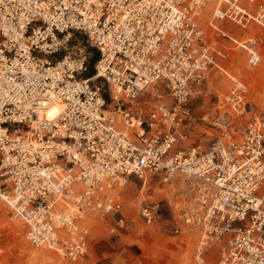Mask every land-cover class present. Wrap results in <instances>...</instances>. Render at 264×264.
<instances>
[{
	"label": "built area",
	"instance_id": "2783aa9c",
	"mask_svg": "<svg viewBox=\"0 0 264 264\" xmlns=\"http://www.w3.org/2000/svg\"><path fill=\"white\" fill-rule=\"evenodd\" d=\"M255 29L264 0H0V197L27 240L84 264L92 216L125 226L118 190L180 178L185 222L202 231L196 264H264V118L224 64L232 49L263 62ZM74 32L100 54L91 77V51H68ZM212 72L232 84L203 117L218 131L203 146L191 99ZM151 90L168 100L135 102ZM52 104L62 110L48 118ZM160 210L151 197L140 216L153 226Z\"/></svg>",
	"mask_w": 264,
	"mask_h": 264
},
{
	"label": "rangeland",
	"instance_id": "374dc122",
	"mask_svg": "<svg viewBox=\"0 0 264 264\" xmlns=\"http://www.w3.org/2000/svg\"><path fill=\"white\" fill-rule=\"evenodd\" d=\"M231 28L236 34L245 32L238 27ZM255 33L264 34V31L255 29ZM221 42L229 44L227 39H222ZM85 48L91 51V65V59L97 50L90 47L83 33L74 32L68 51L75 52ZM231 51V57L224 63L225 67L231 76L242 77L249 83L252 113L264 118V60L258 67L250 68L244 51ZM231 84L232 79L227 74L212 72L191 99L192 111L200 126L196 129V134L203 146L213 137L212 133L218 134L203 117L215 113L219 97L227 93ZM154 92L156 91L151 90L135 102L148 109L159 101L168 100ZM249 117L250 115H244L235 118V124L240 131L245 129ZM149 179L142 192L143 183L135 178L120 191V197L125 204L124 227L117 226L116 216L113 214L94 215L87 221L92 231L91 256L84 264H196L195 250L202 231L199 227L187 225L185 222L183 210L191 201H186L188 198L184 181L177 178L171 183L163 184L159 176ZM151 197L161 200V218L153 226L147 225L140 216L141 207ZM114 226H117L115 231L112 230ZM176 228H180L178 233ZM218 249L217 245L213 246L210 255L216 256ZM0 264L75 263L54 249L32 245L26 238L22 222L0 197Z\"/></svg>",
	"mask_w": 264,
	"mask_h": 264
},
{
	"label": "bare ground",
	"instance_id": "6f19581e",
	"mask_svg": "<svg viewBox=\"0 0 264 264\" xmlns=\"http://www.w3.org/2000/svg\"><path fill=\"white\" fill-rule=\"evenodd\" d=\"M62 107L58 104H52L50 105L45 111L44 114L48 117V118H53L58 116V114L61 112ZM119 192L122 191V188L120 190H118ZM18 219V218H17Z\"/></svg>",
	"mask_w": 264,
	"mask_h": 264
},
{
	"label": "trees",
	"instance_id": "16d2710c",
	"mask_svg": "<svg viewBox=\"0 0 264 264\" xmlns=\"http://www.w3.org/2000/svg\"><path fill=\"white\" fill-rule=\"evenodd\" d=\"M99 57H100V54H99L98 51H96L94 53L93 58L91 59V65H90V68H89V70L87 71V73L85 75L86 77H91V76H93L95 74L94 63Z\"/></svg>",
	"mask_w": 264,
	"mask_h": 264
}]
</instances>
